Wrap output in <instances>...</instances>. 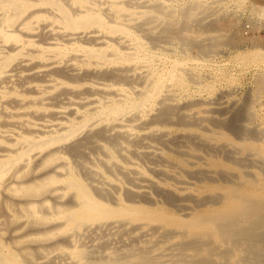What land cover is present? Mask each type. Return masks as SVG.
I'll list each match as a JSON object with an SVG mask.
<instances>
[{
	"label": "bare ground",
	"instance_id": "obj_1",
	"mask_svg": "<svg viewBox=\"0 0 264 264\" xmlns=\"http://www.w3.org/2000/svg\"><path fill=\"white\" fill-rule=\"evenodd\" d=\"M167 2L0 0V209L24 213L13 234L32 242L0 248V264H264V179L221 167L218 150L235 144L209 128L214 116L175 103L181 64L154 67L161 39L213 47L183 34L192 6L155 32ZM256 8L264 17V0ZM175 123L202 129L172 137ZM175 143L194 148L163 158Z\"/></svg>",
	"mask_w": 264,
	"mask_h": 264
},
{
	"label": "rangeland",
	"instance_id": "obj_2",
	"mask_svg": "<svg viewBox=\"0 0 264 264\" xmlns=\"http://www.w3.org/2000/svg\"><path fill=\"white\" fill-rule=\"evenodd\" d=\"M160 1L161 0H157L158 3ZM165 1L166 2L168 1L167 3L169 4L168 8H167V14H164L162 16L160 15L161 17H159V19L158 18L156 19V21H158V20L159 21L158 22L155 21L156 24L154 23L155 32L157 31V33H158L160 31V28L165 23H174V24H178V25L184 24V21L186 19H185V15L183 13V9H184V7L192 6L194 8V13L196 14L195 20L193 22H194V24L195 23L197 24V25L195 24V26H197V27L199 26V27L198 28L194 27V24L192 22L193 26H191V30L196 28V31L193 33V31L195 29L192 32H191V30H188V31L185 30L183 34L185 36H189V37L191 36V38H195L200 43H203L205 45H211L213 47L207 53L202 54L199 51H197L196 49H191L189 46H186L183 43V41L181 40V38H179V37H173V38L171 37V38H168L167 40L161 39L160 41L157 42V44H155L153 46L151 45L152 47H150L151 51L154 52L153 53L154 54V65H155L154 67L159 69L158 66H162L160 68L162 70V69H170L173 66V63H175V64L178 63L179 65L181 64L179 66V68H180L179 73H181L182 77H183L182 78L183 84H181V88H180V84H178L177 82H173V88H174L173 90L174 91L172 92V94H174V96L176 98L175 103H177V105H179V107L180 106L184 107L183 109H181V111L183 113L188 112L189 114L192 113V115L196 114L199 117L202 116V117H206V118H208L210 115H211L210 117L214 116L212 118L215 119V122H217L218 125L214 124V123H212V124L209 123L208 124L209 128L212 131H214L215 133H218V134L220 133L221 135H224L228 141L235 144V145H233L235 148L231 145L230 146L231 150H229V151L225 150L224 148L220 149L221 151L218 150L219 154H216L214 159L217 160L218 163L221 164V167L222 168H224V167L229 168L232 172H234L233 173L234 175L237 174L234 177L235 181L238 180V179H236L237 177L240 178V176H245L248 174H249L248 176H250V177L257 176L260 179L261 178L264 179V170H263L264 169V154H263V151H264V127H263L264 126V88L261 89L259 87L260 79L264 78V69H263L264 68V62L259 61L258 57H257L258 54H260L261 52H262V54H264V41H263L264 40L263 39L264 38L263 37L264 36V28L263 27L261 28V26H264V24H263L264 17H261V15H259L260 13H259L258 9L256 8V4L261 3V0H257V1L256 0H241V1L240 0H217V1H215V0H210V1L209 0H194V1L193 0H165ZM252 3H254V4H252ZM205 10H208V11L206 12ZM254 10L256 12H253ZM168 11H170V12H168ZM199 14H201L202 16H199ZM230 14H231V16H230ZM221 16H222V20L220 19ZM258 16H259V18H258ZM227 17L229 20L227 19ZM257 18H258V20H257ZM160 19H162V20H160ZM220 20H221V23H220ZM222 22L224 25L222 24ZM211 23H217L219 25L220 24H222V25H220L219 28H217V27L214 28L213 30H215V31H213L210 28H208L209 24H211ZM244 23H245V25H244ZM206 26H207V29H205ZM254 26L255 27L259 26L258 27L259 29L257 27L255 28ZM226 28H227V30H229L228 32H225V31H227ZM244 28L245 29L248 28V30L250 29V31H248L247 29L244 30ZM197 30H199V31H197ZM255 37L258 40L255 39ZM260 38H262V39H260ZM206 39H207V41H206ZM252 39H254V40H252ZM255 54H257V55H255ZM205 57H207V58H205ZM168 64H170V65H168ZM171 64H172V66H171ZM164 65H166V66H164ZM182 68H184L183 71L187 69L188 70L187 73L183 72L181 70ZM189 73L193 74V75L190 74V75H192V76H190L192 78L191 79L189 78L190 80L188 79ZM195 79H197L196 82H191L192 80H195ZM197 81H199V82H197ZM230 90H231V92H230ZM258 91H259V93H258ZM226 92H227V94H226ZM217 98H218V100H217ZM196 99H198V100L196 101ZM183 102H184V104H183ZM200 102H203V103H200ZM181 103H182V105H181ZM205 103H208V104H205ZM199 104H201V105H199ZM230 104H231V106L229 108L228 106ZM202 106L203 107L205 106V107L203 108ZM249 106H251V107L249 108ZM190 107H191V110H190ZM214 107H216V109L217 108L218 109L216 110ZM180 108H182V107H180ZM185 108L188 110H186ZM201 108H203V109H201ZM253 108L255 109V112L253 111L254 110ZM212 110H214V111H212ZM235 110H237V111H235ZM250 110H252V111H250ZM202 111H206V112L203 113ZM246 112L248 115L246 114ZM232 113H233V116H232ZM253 113H255V115ZM216 115H217V117H216ZM230 115H231L232 119L230 117V120H229ZM234 117H236L235 121L237 119V121H236L237 123L235 121L232 122ZM251 120H253V121L251 122ZM229 122H232V123L230 124ZM176 124L177 123H175L174 125H171V124L164 125V127L167 128L168 130H170L172 135L174 134L175 136H176V134H181V133L198 132L197 130L202 129L201 127L197 128L196 126L186 127L183 125L184 126L183 127L182 125L180 126V124H177V126H176ZM226 124L230 125V127L227 126ZM234 126H235V128H234ZM244 127H246V128H244ZM230 131H232V132H230ZM253 132L257 134V137H254V135H252ZM174 135L172 137H175ZM248 135H249V138L247 137ZM245 136L247 139L245 138ZM219 144H221V143H219ZM248 146L251 148L247 149L246 147H248ZM177 147H180V148H177ZM186 147H188V148H186ZM231 147L234 149H232ZM190 148L193 149L194 148L193 145H189V146L187 145V146L182 147L178 143H175V144H171V146L170 145L166 146V147L163 146L161 148L163 151L159 150V152L161 153L160 155H162L163 158L168 157L169 155L175 157V156L179 155V153H180L179 150H181V149L191 150ZM238 149H241V151ZM234 150H236V151H234ZM245 152L248 154H246ZM223 153H224V155H223ZM228 153H229V155H232V156H229ZM222 156H224V158ZM260 159H261V161H260ZM228 160H230V161L232 160L233 162L232 161L230 162ZM254 160L256 162L255 164L252 163V162H254ZM246 162H248V163H246ZM241 172H243V173H241ZM262 172H263V174H262ZM218 184L223 185L224 183L222 181H219ZM13 207H14V209H13ZM7 208L8 207L6 205H4L1 208L3 210L0 209V215H1L0 221L2 219H4V221L2 220L3 224L0 225V229L2 227V229L0 230V242H1L0 245L2 247L0 246V248L3 249L5 252L12 251V252H16L17 254H20V255L26 254V250H27L28 246L30 244H32V242H29V241H24V242L21 241L20 242L19 238H16L19 233L17 234V236L13 234V232L16 231L17 226L20 225V222H16L17 221L16 217L19 218L24 213L21 212L18 209V207L12 206V208L9 212L12 215L15 214L14 215L15 217H14V219H12V217H11L12 215L10 216L11 218L7 217L8 219H11V220H9L10 221V223H9L8 220L5 221L6 219L4 217V216H6L4 213L7 211ZM9 208H10V206H9ZM2 214H4V215L2 216ZM14 220H15V222H14ZM7 222H8V224H6ZM8 225L13 226V227H11V229H10V226H8ZM14 226H15V228H14ZM29 228H30V226L28 225V228L26 227L25 229L29 230ZM8 230L12 231V232H9ZM4 237H6V238H4ZM36 242H37V240H36ZM28 243H30V244H28ZM4 245H5V247H4ZM22 245H24V246H22ZM25 245H28V246H25Z\"/></svg>",
	"mask_w": 264,
	"mask_h": 264
}]
</instances>
